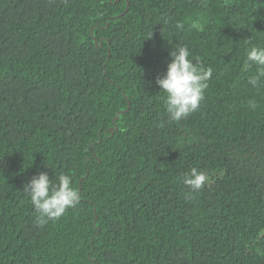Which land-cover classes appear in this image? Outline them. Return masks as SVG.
<instances>
[{"label":"trees","instance_id":"obj_1","mask_svg":"<svg viewBox=\"0 0 264 264\" xmlns=\"http://www.w3.org/2000/svg\"><path fill=\"white\" fill-rule=\"evenodd\" d=\"M179 46L212 77L176 122L155 80ZM252 47L264 0H0V264H264ZM39 172L80 195L42 225Z\"/></svg>","mask_w":264,"mask_h":264},{"label":"clouds","instance_id":"obj_2","mask_svg":"<svg viewBox=\"0 0 264 264\" xmlns=\"http://www.w3.org/2000/svg\"><path fill=\"white\" fill-rule=\"evenodd\" d=\"M151 35L149 33L147 38ZM170 56L165 74L158 76L155 83L166 94L163 100L170 121L179 122L198 110L204 98V90L208 86L207 82L212 77V70L194 63L189 58L190 51L186 46L171 49ZM247 61L264 66V48H250ZM256 82L255 78L249 80L253 85ZM207 180V174L196 168H192L183 177L184 184L192 190H200ZM24 191L39 214L38 221L41 225L46 220H58L80 200L79 192L72 186V179L68 174L59 175L57 182L52 183L46 172H39L27 182Z\"/></svg>","mask_w":264,"mask_h":264}]
</instances>
